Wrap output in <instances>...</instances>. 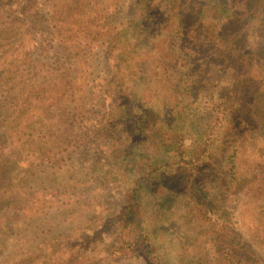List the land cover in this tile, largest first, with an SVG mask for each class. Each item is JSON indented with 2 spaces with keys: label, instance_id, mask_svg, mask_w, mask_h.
I'll return each mask as SVG.
<instances>
[{
  "label": "trees",
  "instance_id": "trees-1",
  "mask_svg": "<svg viewBox=\"0 0 264 264\" xmlns=\"http://www.w3.org/2000/svg\"><path fill=\"white\" fill-rule=\"evenodd\" d=\"M121 1L77 0L70 8L72 1L64 0L60 29L73 46L59 49L54 82L28 90L22 81V108L43 113L34 121L24 115L11 126L12 136L30 122L55 127L62 116L51 115L66 109L65 101L75 94L74 121L80 128L74 143L94 146V173L123 194L112 252L140 255L148 264H240L243 245L220 188L210 184L197 194L184 192L166 178L187 168L197 179L237 128L249 92L264 91V34L258 29L264 0H134L125 25L102 27L108 77L99 88L87 64L91 50H81L78 38L82 28L86 33L94 28L87 21L104 22ZM16 2L0 0V36H23L28 48L35 4L15 7ZM21 54L31 66L29 49ZM3 83L9 84L2 76L1 88ZM109 139L112 155L100 147ZM222 153L218 173L227 177L240 146ZM8 154L0 145V161Z\"/></svg>",
  "mask_w": 264,
  "mask_h": 264
},
{
  "label": "rangeland",
  "instance_id": "rangeland-1",
  "mask_svg": "<svg viewBox=\"0 0 264 264\" xmlns=\"http://www.w3.org/2000/svg\"><path fill=\"white\" fill-rule=\"evenodd\" d=\"M71 1L70 8L77 0ZM133 1L118 3L104 22L87 21L94 28L88 33L82 28L78 38L81 50H91L87 64H91L89 72L99 88L108 77L107 37L102 27L107 26L109 31L125 25ZM30 2L36 10L31 18V46L22 45L23 36H0V77L9 83L0 87V145L9 150L0 161V264H148L140 255L112 252L123 194L94 173V146L84 149L74 143L80 128L74 121L75 94L65 101L66 109L51 115L62 116L55 127L30 122L19 136H12L11 126L20 123L24 115L30 114L34 121L41 120L43 113L41 108H22L18 96L23 92L18 89L22 81L28 90L54 82L52 68L59 49L73 46L66 31L60 29L64 0H17L14 6ZM79 23L82 27L86 24L82 20ZM260 28L264 34V23ZM25 49H29L31 66L22 59ZM6 73L13 77L4 76ZM97 108L91 111L93 117ZM238 121L225 140L224 148L240 146L227 177L218 173L223 171L219 161L223 148L203 164L198 181L190 169L183 168L168 173L166 182L172 188L196 194L206 185L220 188L230 225L243 245L246 258L240 264H264V91L249 92ZM112 143V139L104 140L100 147L112 155ZM212 264L220 263L214 260Z\"/></svg>",
  "mask_w": 264,
  "mask_h": 264
}]
</instances>
